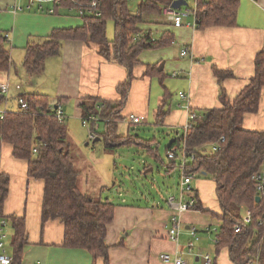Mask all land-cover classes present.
Instances as JSON below:
<instances>
[{"label": "trees", "instance_id": "1", "mask_svg": "<svg viewBox=\"0 0 264 264\" xmlns=\"http://www.w3.org/2000/svg\"><path fill=\"white\" fill-rule=\"evenodd\" d=\"M129 1L99 0L101 16L78 15L82 18L79 25L54 28L49 36L29 42L25 48L23 68L31 76L43 75L47 60L61 53L66 40L90 42L98 46V53L105 61L126 69L127 80L118 86L119 100L92 97L81 102L82 116L100 117L105 131L96 136L101 137L107 149L140 145L153 154L166 172H172L180 166V155L171 161H163L158 148L156 151L154 149L155 139L143 140L139 136H131L130 132L121 135L118 126L127 117L123 115V110L129 99L135 68L142 63L143 53L166 48L176 42L173 31L165 30L162 37L157 39L154 30L145 28V25L153 23L149 18L160 17L162 8L172 5L173 0H140L136 13L131 12ZM195 1L199 29L232 27L237 24L241 0ZM72 5L71 1L56 5V13L60 12L62 6L69 8ZM109 19L115 23V38L112 41L106 35ZM16 67L9 51V38L0 32V72H9ZM146 72L152 78H159L165 86L166 74L157 64L146 65ZM214 74L220 86V106L199 115L193 110L197 117L192 120L187 136L172 140L166 153L178 147L180 142L179 149L186 144V151L195 154L194 161L186 168L187 173H196L197 177L206 174L215 182L221 210L220 215L212 214L220 219L216 252L227 249L234 264H264V223L259 224L260 221L264 222V191L259 189L253 178L264 167V131L243 126L247 115L260 110L264 90V51L256 55L254 75L235 96L230 95L224 86L225 79L233 76L232 70L214 66ZM19 97L28 104V108L22 109L19 105L17 111H6L5 117L0 118V151L3 145H10L13 157L27 162L28 180L43 181L42 225L51 220L62 221L63 246L88 251L94 257V264L98 259L103 264H109L107 230L114 220L117 205L96 198L80 188V171L73 162L66 122L59 123L51 109L60 100L53 102L43 93H22ZM170 98L167 96L162 100L158 111L159 122L165 117L163 106L169 103ZM206 114L207 118L204 119ZM222 137L224 141H221ZM211 142L219 144L218 151L210 154L197 151ZM34 148L38 151L34 152ZM149 167L146 166L145 170ZM0 190V215L11 220L14 230L9 247L14 257L13 264H21L24 248L29 241L26 218L4 213V202L9 193V177L5 174L0 179ZM195 194L197 208L203 210L197 188ZM257 196L261 197L259 202L256 201ZM244 212L253 213V222L237 233L235 226L241 221Z\"/></svg>", "mask_w": 264, "mask_h": 264}, {"label": "crops", "instance_id": "2", "mask_svg": "<svg viewBox=\"0 0 264 264\" xmlns=\"http://www.w3.org/2000/svg\"><path fill=\"white\" fill-rule=\"evenodd\" d=\"M28 4L29 0H0V32L9 38L12 59L22 60V65L29 42L49 36L54 28L73 27L72 24L78 19L75 13L64 6L59 13H48L54 7L53 3H46L43 8L35 4L30 9L27 8ZM149 19L153 23L145 25L146 29H152L156 33L173 31L176 42L172 46L143 53L142 63L135 68V78L123 115L142 118L151 114L158 125L174 132L172 140L179 139L184 134L190 113L187 101L178 95L179 91H184L189 96L191 109L199 115L220 106V86L214 74V66L232 70L233 76L224 81L227 92L232 96L237 95L254 75L256 55L264 51V0H241L237 24L232 27H176L163 14ZM184 47L191 50L194 60L181 56L180 52ZM149 64H157L159 69L163 66V73L166 74L163 97L159 93L153 106V84L159 78H152L147 74L146 65ZM22 75L24 81L11 85L14 82L12 72H0V82L10 83L18 101L22 93L38 92L46 94L53 102L60 100L59 104L66 115V125L72 121L70 118H83L80 103L87 98L119 100L118 86L127 80V71L123 66L105 61L86 42L76 40H66L62 52L47 60L43 75ZM30 79H38L39 82L30 83ZM167 96L171 98L163 106L166 114L163 121L159 122L158 111L162 100ZM5 101L6 96L0 101V112L19 109L6 110L8 102L3 106ZM243 126L250 130L264 131V90L259 112L247 115ZM156 148L154 147L155 151ZM0 166L3 174L9 177V193L4 202V213L8 216H24L27 222L29 241L24 248L21 264H94V257L88 251L63 246L62 221L51 220L42 225L43 181L28 180L27 162L15 159L10 145H3L0 151ZM151 170L153 169L149 171ZM198 177L195 185L205 211H188L182 215L187 230L184 228L182 231L179 245L168 238L171 210L166 200L163 203L156 199L154 202L152 199L142 202V199L136 198L132 204H129L130 201L127 203V200L116 204L115 217L108 226L106 238L110 246L109 264H171L163 262L160 255L175 254L178 248L193 264H203L202 259L196 256L211 251L215 252L211 253L214 264H234L227 249L216 252L215 236L207 233L208 236L205 234L204 238L198 240L196 250L195 243L193 253H187L189 229L196 221L193 214L201 216L197 220L204 219L205 227L212 225V214H221L215 182L212 179L211 182L199 180ZM171 192L173 191H169L168 195ZM212 195L217 202L213 203L217 204L215 208L214 205L212 207ZM96 264H103V261L98 259Z\"/></svg>", "mask_w": 264, "mask_h": 264}, {"label": "rangeland", "instance_id": "3", "mask_svg": "<svg viewBox=\"0 0 264 264\" xmlns=\"http://www.w3.org/2000/svg\"><path fill=\"white\" fill-rule=\"evenodd\" d=\"M139 2L140 0L129 1L128 6L132 13L138 12ZM187 2L188 8H190L191 11L196 9L195 0H187ZM75 16L77 17L78 15L76 14ZM77 18V21L72 24L73 27L82 20L79 16ZM192 21L193 16L186 19V22ZM163 33V31H159L158 33L155 32L154 37L160 39ZM106 35L110 41L115 38V23L113 19H109L107 22ZM88 46L95 51L99 50L98 46L93 45L90 42ZM21 61L22 60H15L17 67L11 71L14 81L11 82V85L15 82H21V80L24 81L22 74L30 76L23 68ZM30 80V83L38 81V79ZM163 92V85L160 84L158 80H154L151 102L152 106L155 101H157V95L159 93H161L160 96L163 97ZM5 96L6 101L3 103V106H6L8 102L6 110H16L19 108L20 103L17 95L13 92V89ZM3 110H5V108H3ZM70 120L72 121L67 123L68 142L70 144V151L73 156L74 165L80 171L79 185L84 192L93 195L96 198L109 200L114 204L123 203L122 200H127V203L130 201L131 203L129 204H132L133 199L136 198L142 199V202H145L146 199H152V202H154V199H156L163 203L166 200L169 191H173L171 193L177 194L181 178L179 166L170 173L166 172L165 167L161 165L159 161L154 159L151 152H148L145 148H142L139 145H125L114 150H109L106 148L103 140L100 139L99 141L94 142L97 136H95L94 139L91 138L90 131L92 124L85 126L82 119L79 117H73V119L70 118ZM101 122H99L100 128L97 130L96 134H102L105 131V125ZM129 132L131 136H139L143 140L151 141L155 139L156 143L154 147L156 148L159 146L158 150L162 160L168 162L166 148L174 137V132L172 130L165 126L158 125L154 117L150 114L149 116L142 117V124H130L127 120L121 121L118 126V133L121 135H127ZM146 166H151L148 169L150 170L152 168L153 170H145ZM198 179L211 182V178L205 175H200ZM213 197L214 196L212 195V207L214 205L213 203H217ZM215 207H217V204L214 205V208ZM193 215L196 218V221L190 226L191 228L189 231L195 227L198 230V238L200 240L208 234L205 231L207 227H211L213 230L217 229L219 232L220 219L218 217L213 216L212 219H210L212 220V225L205 227L204 219L197 220V218H200L201 216H198L199 214L196 213ZM203 227H205V232L202 231ZM184 228L187 230L185 224L183 226V229ZM218 232L213 231L210 236L216 237ZM9 233L11 237L14 235L12 227H10ZM199 241L195 242V250ZM211 253L215 254L214 251H211L209 254Z\"/></svg>", "mask_w": 264, "mask_h": 264}, {"label": "built area", "instance_id": "4", "mask_svg": "<svg viewBox=\"0 0 264 264\" xmlns=\"http://www.w3.org/2000/svg\"><path fill=\"white\" fill-rule=\"evenodd\" d=\"M71 1L73 3L72 6L68 8L70 12H75L77 15L82 17L85 14H91L95 16H101L102 12L99 8V0H91L90 2H86L85 0H29V4L27 6L28 9L32 8L35 4H37L40 8H43L45 3H53L54 7L48 10V13H56L55 6L60 5L64 2ZM174 1V0H173ZM197 7V5H196ZM188 8V5H184L181 7V9H176L172 5L164 6L162 8V14L164 17L172 21L174 26L181 27V26H187L193 29H196L199 27V19L197 16V8L193 11H191L190 8ZM18 9H21L18 7ZM190 16H193L192 22H186V19ZM182 57H189L191 60L195 59L194 54L191 52V50L188 47L182 48L180 52ZM174 75H177L174 73ZM11 91V85L9 82H0V95H8ZM178 95L182 99H186L187 101V108H189V120L187 124L185 125L184 134L183 136H187L188 131L192 127V120H194L197 117V114L191 109L190 106V99L189 96L184 91H179ZM19 103L20 107L22 109H27L28 104L19 97ZM59 121V123H65L66 122V115L64 110L62 109L60 104L55 105L54 108H51ZM6 114V111L0 112V118H4ZM124 120H127L130 124H141L142 118L140 116L135 115H129ZM83 124L85 126H88L89 124H92L91 128V138L94 139L96 136V131L99 130V122H101L100 117L97 115H90L88 117L82 118ZM225 138L222 137L221 141H224ZM181 145V142L179 146ZM178 147H173L170 150L167 151L166 157L169 161L175 159L177 155H180V184H179V190L177 194L170 193L167 198L166 202L171 210V215L169 218V228H168V238L176 242L179 245L180 242V236L183 229V221H182V215L185 212L188 211H201L197 208V198L195 194V180L197 177L196 173H187L186 168L189 163L194 161L195 154H189L186 151V144L182 145V149H179ZM219 150V144L216 142H211L208 144L203 145L199 149H197L198 152L203 154H210L214 153ZM38 149L34 148V152H37ZM3 172L1 170L0 166V179ZM254 180L257 182L258 187L261 191H264V167L259 171L256 172L253 175ZM0 198H1V190H0ZM253 222V213L246 212L242 216L241 221L235 226V232L239 233L243 229L250 226ZM264 222L260 221L259 224L262 225ZM10 227H12L11 220L1 216L0 215V264H13L14 257L12 253L10 252L11 247V239L9 230ZM205 231L208 234H212L213 231H217V229L213 230L211 227H207ZM190 240L186 244V250L187 253L192 254L193 249L195 247V242L198 241V230L194 227L190 231ZM218 242V239L215 237V243ZM198 258L202 259L203 264H213L214 258L211 254L205 253L200 256H196ZM160 258L165 263H171V264H193L190 260L186 259L183 255V252L178 248L175 252V254L170 253H163L160 255Z\"/></svg>", "mask_w": 264, "mask_h": 264}, {"label": "water", "instance_id": "5", "mask_svg": "<svg viewBox=\"0 0 264 264\" xmlns=\"http://www.w3.org/2000/svg\"><path fill=\"white\" fill-rule=\"evenodd\" d=\"M184 5H188L187 0H174L173 3H172V6H173L174 8H176V9H181V7L184 6ZM162 69H163V66H160V70H162ZM0 97L2 98L3 95H0ZM207 115H208V114H206V116L204 117V119L207 118ZM100 139H101V138L98 137V138H96V139L94 140V142L99 141ZM260 200H261V197H260V196H257V197H256V201L259 202Z\"/></svg>", "mask_w": 264, "mask_h": 264}]
</instances>
